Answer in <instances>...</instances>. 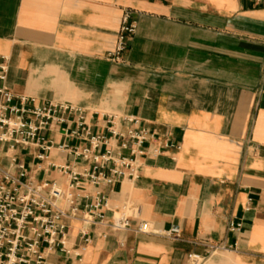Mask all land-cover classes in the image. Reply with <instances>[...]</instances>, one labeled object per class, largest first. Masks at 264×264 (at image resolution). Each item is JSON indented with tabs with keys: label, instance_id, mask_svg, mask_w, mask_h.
<instances>
[{
	"label": "crops",
	"instance_id": "obj_1",
	"mask_svg": "<svg viewBox=\"0 0 264 264\" xmlns=\"http://www.w3.org/2000/svg\"><path fill=\"white\" fill-rule=\"evenodd\" d=\"M126 15L136 33L112 61ZM3 58L14 95L82 110L109 139L101 153L132 158L137 149H123L112 128L148 136L138 179H83L74 192L81 214L104 197L107 220L126 212L132 229L90 226L85 245L83 221L70 220L71 256L47 264H193L190 255L264 264V0H0ZM78 118L42 134L46 159L39 147L5 149L0 164L18 175L17 156L29 178L67 191L63 168H91L74 154L90 144L66 134ZM232 222L243 226L231 231ZM216 245L229 249L213 253Z\"/></svg>",
	"mask_w": 264,
	"mask_h": 264
},
{
	"label": "built area",
	"instance_id": "obj_2",
	"mask_svg": "<svg viewBox=\"0 0 264 264\" xmlns=\"http://www.w3.org/2000/svg\"><path fill=\"white\" fill-rule=\"evenodd\" d=\"M129 20L128 15L123 19L116 50L110 55L112 61L121 60L136 33L135 24H130ZM8 75V59L3 58L0 61V153L5 149L8 152L39 147L43 151L39 159L44 160L51 146L42 134L53 125L68 124L70 118L78 116L77 129L70 132L66 129V134L90 144L85 149L75 148L74 154L90 162L91 168L84 173L63 168L65 173L69 172L71 179L68 190L64 191L55 183L36 182L29 178L26 166L19 162L17 156L10 158V168L16 169L18 175L0 164V264H47L48 257L55 253L71 256L72 251L68 247L70 220L83 221L85 228L81 237L85 245L91 242L90 226L103 225L114 233L131 230L132 221L126 212H117L110 221L107 220L103 213L107 208L104 197L87 206L81 214L74 192L83 179L96 187L112 185L125 178L138 179L140 166L137 153L143 154L139 150L148 141L146 131L130 130L123 134L111 129L113 138L124 140L123 149H128L132 142L135 144L137 149L132 151V158H114L111 150L101 153L102 147L109 145V139L92 133L82 110L69 104L39 106L34 98L17 97L8 86ZM110 164L113 167L108 169ZM60 201H64L69 209L60 207ZM242 226L232 222L230 230H240ZM228 249L225 245L212 246L213 253ZM189 259L193 264L204 261L196 255H190Z\"/></svg>",
	"mask_w": 264,
	"mask_h": 264
}]
</instances>
